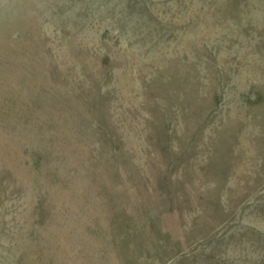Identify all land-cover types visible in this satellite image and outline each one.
Returning <instances> with one entry per match:
<instances>
[{
	"label": "rangeland",
	"instance_id": "obj_1",
	"mask_svg": "<svg viewBox=\"0 0 264 264\" xmlns=\"http://www.w3.org/2000/svg\"><path fill=\"white\" fill-rule=\"evenodd\" d=\"M0 264H264V0H0Z\"/></svg>",
	"mask_w": 264,
	"mask_h": 264
}]
</instances>
